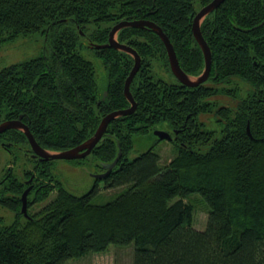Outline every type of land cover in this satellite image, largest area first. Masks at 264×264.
<instances>
[{"label": "trees", "instance_id": "16d2710c", "mask_svg": "<svg viewBox=\"0 0 264 264\" xmlns=\"http://www.w3.org/2000/svg\"><path fill=\"white\" fill-rule=\"evenodd\" d=\"M209 1L0 0V44L39 31L47 39L39 56L0 69V122L22 113L42 148L77 146L109 111L130 106L123 85L133 57L90 43H106L119 20H151L167 34L182 69L197 75L205 65L192 20ZM200 30L212 53V83L196 87L156 76L155 65L172 73L151 29L117 31V39L141 56L130 84L137 106L111 120L90 153L111 162L119 142L121 158L102 181L123 189L96 203L99 180L76 196L49 172L52 160L36 159L28 218L21 212L26 184L8 168L0 207L14 220L6 224L0 217V264H64L110 244H132L133 264H264V0H225L202 19ZM86 48L105 73L102 89ZM236 77L252 86L245 97L232 108L210 100L220 92L233 95L235 88L217 85ZM210 114L216 127L208 129ZM156 127L172 134L173 156L162 165L148 148L130 159L134 134ZM0 140L28 146L22 130L0 133ZM53 190L56 195L31 214V204ZM191 194L209 209L203 230L193 226Z\"/></svg>", "mask_w": 264, "mask_h": 264}, {"label": "rangeland", "instance_id": "374dc122", "mask_svg": "<svg viewBox=\"0 0 264 264\" xmlns=\"http://www.w3.org/2000/svg\"><path fill=\"white\" fill-rule=\"evenodd\" d=\"M198 4H196V7ZM47 45V39L39 31L38 33L28 34V36L19 35L12 41H6L0 44V69L6 67L9 64H18L29 60L30 58L37 57L44 51ZM83 55L94 61L96 69V80L102 87L105 84L104 78L105 73L100 67V62L93 57L92 52L86 48L83 51ZM154 73L157 77L164 78L167 81L175 80L169 72L164 70V67L154 66ZM104 74V78H103ZM207 84L212 83L210 79L206 81ZM218 87H224L228 90L235 88V93H221L211 96L210 100L215 101L218 106L225 105L232 108L236 101L245 97V95L252 89L251 85H248L244 80L240 78H232L230 82H220ZM206 117L204 116L203 119ZM206 127L208 129L215 128L216 123L213 117L207 118ZM11 152L7 151L0 144V179L3 173L8 168H11L12 173L17 177L23 176L24 170H33L34 161L30 157L26 156V151L23 147L11 146ZM148 148H153L157 151L161 160L162 165L166 164L167 161L173 156V144L169 140H157V135L153 134V131L144 134H134L133 136V148L129 152L128 157L133 159V156L143 152ZM204 149V148H203ZM100 162L98 159L93 157L92 153H89L86 157L78 159H60L55 158L49 166V172L55 180L61 182L62 186L70 193L76 196L88 193L93 187L94 174L101 173L99 168ZM123 187H105L104 181L99 180L98 183V194L94 199V202L102 204V202L112 199ZM56 195V190H53L46 200L41 202H35L29 208L31 214L36 213L40 210L46 202L51 200ZM186 201L193 204V226L196 229L203 230L207 223V217L209 209L206 204L197 194H191ZM14 213L6 207H0V217L4 218L3 222L6 224L11 223L14 218ZM133 251L134 246L132 244L126 246L112 245L108 246L104 252H93L86 255H82L79 258H71L64 264H133Z\"/></svg>", "mask_w": 264, "mask_h": 264}, {"label": "water", "instance_id": "95a60500", "mask_svg": "<svg viewBox=\"0 0 264 264\" xmlns=\"http://www.w3.org/2000/svg\"><path fill=\"white\" fill-rule=\"evenodd\" d=\"M225 0H211L206 3L204 6L200 7L197 13L194 15L193 23H192V32L193 37L196 42L199 44L201 52L204 56V68L203 70L197 75H190L186 71L182 69L179 65V61L177 55L175 53V49L173 44H171L168 36L166 33L163 32L162 28H160L155 22L149 20H119L116 24L109 30L108 32V40L104 44L98 43H90L91 47L96 48H106V47H113L114 49H118L130 54L134 61L131 67L129 74L125 77L123 91L124 96L127 101H129L130 106L126 108H120L118 110L109 111L108 114L104 115L100 121L98 122V127L96 130L88 136L86 140L77 144V146L66 148V150H49L46 148H42L37 140L34 138L33 134L31 133L30 129L28 128L27 124L24 123L20 118H9L8 120H2L0 122V133L5 132L10 129H17L22 130L26 136V139L29 142L31 150H33V155L38 156L40 160H55V158L60 159H78L83 158L89 155L92 151L93 147L103 138L104 133L107 130L108 124L111 120L116 117L130 115L136 108L137 102L135 101L132 91L130 90V84L133 81V77L140 69L141 64V56L137 53V51L130 45H126L125 43H121L117 39V31L124 27H135V28H147L151 29L154 33L158 35L161 42L164 44L166 49V55H168V66H170V71L173 77H176L180 84L184 86L196 87L198 84H202L208 80V75L211 70V61H212V53L210 50V46L208 42L205 41L202 31L200 30V24L202 19L209 13L215 11L217 7L224 2ZM107 94V91L104 92V96ZM248 134H250V130L248 125L246 127ZM153 134L157 135V138L160 140H171L172 136L167 130H163L162 128H154ZM118 151L116 156L114 157L111 162H100L102 168L104 169L101 173L94 174V178L97 180H101L106 177L111 171L112 168L117 164L118 160L121 158L122 150L119 142H117ZM32 186H28L25 188L21 194V212L24 217L29 218L28 214V206H27V197L28 192Z\"/></svg>", "mask_w": 264, "mask_h": 264}, {"label": "flooded vegetation", "instance_id": "af4514ba", "mask_svg": "<svg viewBox=\"0 0 264 264\" xmlns=\"http://www.w3.org/2000/svg\"><path fill=\"white\" fill-rule=\"evenodd\" d=\"M165 70V69H164ZM104 72V71H103ZM173 76V75H172ZM103 78H104V74H103ZM176 78V77H175ZM177 79V78H176ZM168 83H171V84H173L174 83V80H171V81H168ZM105 91V90H104ZM103 97L104 96H102V99H103ZM98 103V102H97ZM21 115V119H22V121L24 122V123H26L25 122V120H24V117H22V113H20L19 115H18V118H20L19 116ZM17 119V118H16ZM156 128H158V127H156ZM163 130H167V129H164V128H162ZM15 130H17V129H15ZM154 129H152L151 131H153ZM8 131V130H7ZM151 131H148V132H151ZM168 131V130H167ZM169 132V131H168ZM2 133H4V132H2ZM145 133H147V132H145ZM170 133V132H169ZM104 134H106V132L104 133ZM108 134V133H107ZM103 136H106V135H103ZM171 136H172V134H171ZM173 137V136H172ZM0 144L3 146V148L5 149V150H7V151H10L11 152V146H15V147H19V148H22L23 147V149H24V151H26L27 153H26V156L27 157H30V159L32 160V161H34L35 163H34V166H33V170L32 169H29V170H24L23 171V176L21 177V178H19V179H21L22 180V182H24V184H26L25 185V187H24V189L25 188H27L28 186H32V188L30 189V191L33 189V187H34V178H36L37 176H38V173H37V171H36V164H37V161H35L36 159L37 160H39V161H41L40 159H39V157L38 156H35V155H33V150H31V148H30V145H29V142H28V146L26 145V144H21V145H19V144H17V143H15V142H13V141H10V142H8V141H6V140H0ZM97 145V144H96ZM95 145V146H96ZM95 146L93 147V149L95 148ZM92 149V150H93ZM45 160H43V162H44ZM42 162V161H41ZM11 169V168H10ZM104 169H101V171H103ZM7 171V170H6ZM11 171V170H10ZM11 173H12V171H11ZM4 174H7L6 172L5 173H3V175H2V177H1V179H0V182L4 179ZM8 175V174H7ZM29 191V192H30ZM28 192V193H29ZM28 195V194H27ZM31 205H33V204H31Z\"/></svg>", "mask_w": 264, "mask_h": 264}]
</instances>
